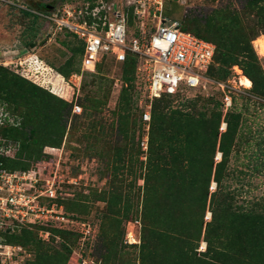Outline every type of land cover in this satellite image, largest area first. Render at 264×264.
I'll return each instance as SVG.
<instances>
[{"label": "rangeland", "instance_id": "rangeland-1", "mask_svg": "<svg viewBox=\"0 0 264 264\" xmlns=\"http://www.w3.org/2000/svg\"><path fill=\"white\" fill-rule=\"evenodd\" d=\"M68 1L81 0L0 1V81H10L16 101L18 95L24 96V108L16 109L24 114L25 121L22 132L12 135L18 141L7 139L1 132L0 138L13 145L28 143L10 166H32L41 179L56 174L64 197L58 200L59 205L73 217L92 223L96 232L86 242L76 233L57 232L45 241L35 233L27 234L22 264H80V257L94 264H160L164 254L161 243L143 228L142 177L148 148L138 145V139L149 135L150 129L140 122L132 71L126 73L121 64L111 61L101 63L95 73L82 69L80 41L65 31L56 33L35 14ZM249 1L167 0L163 14L212 42L224 35L244 43L256 34L251 46L264 79V24L249 8ZM220 67L215 63L207 73L205 87L171 95L163 103L169 109L186 110L197 101L201 107L205 102L200 99L214 98L223 101L224 115L241 113L238 151L232 154L226 185L238 205L259 203L258 208L264 210V98L256 96L253 87L240 85V78L246 76L240 65L233 66L226 78H218ZM99 89L103 92L98 98L105 105L98 114L88 116L93 109L85 97ZM125 91L137 107L126 123L118 117ZM8 93L10 90L0 88V99ZM226 100L231 101L228 110ZM75 103L82 108L80 115L72 113ZM10 107L8 111L17 115ZM60 110L62 117L58 115ZM8 111L0 109L2 114ZM14 115L10 116L12 121ZM96 121L103 123L104 130H91ZM215 189L212 183L211 191ZM205 218L211 219L208 210ZM129 233L137 243L130 241ZM205 249L206 244L201 242L198 251Z\"/></svg>", "mask_w": 264, "mask_h": 264}, {"label": "trees", "instance_id": "trees-1", "mask_svg": "<svg viewBox=\"0 0 264 264\" xmlns=\"http://www.w3.org/2000/svg\"><path fill=\"white\" fill-rule=\"evenodd\" d=\"M248 6L264 24V0H250ZM182 29L191 33L184 25ZM256 37V34H252L244 43L224 35L214 42L199 38L216 46L215 63L221 66L218 78H226L233 66L240 65L246 77L252 80L255 95L264 98V79L251 46ZM80 45L83 57L84 47L82 43ZM214 65L208 72L213 70ZM122 66L126 73L131 69L134 79L136 59L129 56ZM0 88L10 90L11 93L2 94L5 95L3 99L14 98L15 107L11 105L10 108L11 112L18 113L13 115L19 122L17 126L0 127V132L7 139L17 140L12 135L21 133L25 124L24 114L18 112L19 101L24 108V96L18 95L16 101L10 81H0ZM99 92L92 94L90 91L85 97L88 106L93 109V112L87 113L88 116L98 114L105 105L98 98L103 90L99 89ZM168 97L171 95L164 93L152 103L148 150L146 162L143 163L145 173L142 177L145 187L143 228L155 234L161 243L164 254L159 263L264 264V210L258 208L259 203H251L249 207L238 205L234 193L226 185L231 174L229 165L232 154L238 151L236 140L240 135L241 113L230 111L224 115L223 101L214 98L200 99L205 102L201 107H198L197 101L186 110L169 109L168 104L163 103V99ZM134 104L130 94L123 92L118 117L124 123L129 121L133 110H137ZM62 113L60 110L58 115L62 117ZM140 122H143L141 115ZM223 123L226 124L225 129L221 128ZM102 124L98 121L92 123L91 130H104ZM32 132L34 134L35 130ZM141 139H138V145ZM47 144L52 143L48 141ZM19 145L20 150H24L29 144L24 141ZM218 154H221L219 159ZM13 160L0 157V168L11 171L32 169V166L26 165L22 168L11 167ZM212 183L216 184L214 191H211ZM207 210L211 213L209 221L205 218ZM41 228L49 230L51 237L56 236L57 232L73 233ZM39 229H23L4 234V237L7 243L24 247L27 234L39 236ZM201 242L206 244V249L199 252Z\"/></svg>", "mask_w": 264, "mask_h": 264}, {"label": "built area", "instance_id": "built-area-1", "mask_svg": "<svg viewBox=\"0 0 264 264\" xmlns=\"http://www.w3.org/2000/svg\"><path fill=\"white\" fill-rule=\"evenodd\" d=\"M166 1H68L35 14L56 33L65 31L82 43L84 71L95 73L98 65L107 61L122 65L129 56L136 59L137 103L141 119L149 129L153 101L164 93L181 94L205 87L204 83L209 81L206 75L215 63L216 46L183 31L179 21L165 17ZM225 104L228 110L231 101L226 100ZM72 113L80 115L81 106L73 104ZM5 126H15L14 120L10 114L0 113V127ZM0 141V157L15 159L20 145L3 138ZM141 145L148 148V135ZM61 191L56 174L41 179L33 170L0 168V264L24 261L22 246L7 243L4 234L40 228V239L49 240L51 233L43 227L76 233L82 242L94 238L96 230L92 223L73 217L59 205L58 200L64 199ZM80 264L94 263L80 257Z\"/></svg>", "mask_w": 264, "mask_h": 264}, {"label": "flooded vegetation", "instance_id": "flooded-vegetation-1", "mask_svg": "<svg viewBox=\"0 0 264 264\" xmlns=\"http://www.w3.org/2000/svg\"><path fill=\"white\" fill-rule=\"evenodd\" d=\"M10 105H12L13 108L15 107V100H14L13 97L8 98V99H0V109H2L3 111L6 110V109H7V111H8V107H9ZM18 106H19L20 108H22V107H23V104L20 103V101H19ZM7 113L10 114L9 111H8ZM10 116L12 117L13 115L10 114ZM14 123H15V126L19 125V122L16 121V118L14 119Z\"/></svg>", "mask_w": 264, "mask_h": 264}, {"label": "bare ground", "instance_id": "bare-ground-1", "mask_svg": "<svg viewBox=\"0 0 264 264\" xmlns=\"http://www.w3.org/2000/svg\"><path fill=\"white\" fill-rule=\"evenodd\" d=\"M240 85L243 86L244 88H251L252 87V82L250 81V79L246 76H242L240 78ZM128 237H130V241L132 243H137V239L134 237L133 234L129 233Z\"/></svg>", "mask_w": 264, "mask_h": 264}, {"label": "water", "instance_id": "water-1", "mask_svg": "<svg viewBox=\"0 0 264 264\" xmlns=\"http://www.w3.org/2000/svg\"><path fill=\"white\" fill-rule=\"evenodd\" d=\"M226 128V124H224V129ZM221 157V154H219L218 158ZM215 184V183H214ZM216 185V184H215Z\"/></svg>", "mask_w": 264, "mask_h": 264}]
</instances>
